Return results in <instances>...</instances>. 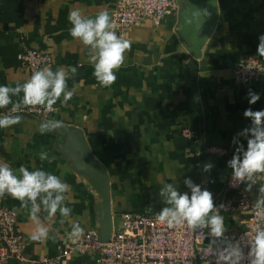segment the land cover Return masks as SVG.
<instances>
[{
    "label": "crops",
    "instance_id": "obj_1",
    "mask_svg": "<svg viewBox=\"0 0 264 264\" xmlns=\"http://www.w3.org/2000/svg\"><path fill=\"white\" fill-rule=\"evenodd\" d=\"M176 1L181 9L183 1ZM216 4L218 21L199 59L179 37L176 17L159 26L146 21L117 34L129 39L131 47L115 70V82L104 86L93 74L94 51L69 33L68 13L74 8L85 17L112 13L115 0H0V85L14 88L29 80L17 54L33 48L51 55L47 68L53 73L64 69L65 90L73 93L66 102L63 93L54 99V111L46 121L19 116V123L0 128V162L17 178L23 166L69 185L55 213L42 203L46 193L38 195L36 220L30 219L31 201L21 202L7 193L0 196L1 204L17 214V233L25 239L28 258L55 256L68 243L74 226L87 231L97 224V197L56 151L49 127L41 131L47 122L83 131L94 157L108 171L113 221L123 212L156 216L172 207L162 189L171 184L178 193L190 195L186 179L209 191L213 205L222 199L224 183L233 172L230 161L246 151L252 138L246 130L255 127L243 113L248 108L264 110V54L258 51L259 37L264 35V0H216ZM245 54L256 56L263 72L248 85H234L232 68ZM71 67L77 69L74 74ZM249 91L260 96L251 105ZM9 96L0 116L11 106L26 105L22 91ZM183 129L192 131L195 140L182 137ZM206 164L212 165L208 171L203 170ZM258 186L264 190V172ZM246 191L252 195L249 183ZM56 195L53 192L52 198ZM257 196L262 199V193ZM251 200L258 205L259 200ZM60 207L70 209L68 215ZM220 216L224 231L243 229V215L238 212ZM37 227L47 228V235L33 241L30 236ZM71 264L93 262L76 256Z\"/></svg>",
    "mask_w": 264,
    "mask_h": 264
},
{
    "label": "built area",
    "instance_id": "obj_2",
    "mask_svg": "<svg viewBox=\"0 0 264 264\" xmlns=\"http://www.w3.org/2000/svg\"><path fill=\"white\" fill-rule=\"evenodd\" d=\"M177 12L176 0H115L111 13L115 25L113 31L122 34L146 21L159 26L166 18L176 17ZM17 60L29 79L34 72L52 64L48 52L33 48L20 51ZM262 72L258 58L245 54L232 68V82L234 85H248ZM13 107L6 109L2 116L34 117L46 121L54 111V107L49 108L47 104L18 106L16 111L12 110ZM261 127L264 128V122ZM181 135L195 140L189 129H183ZM210 151L222 152L218 148ZM259 180L260 173H253L251 179L236 180L232 172L224 183L222 199L214 205L213 212L217 215L235 212L243 215L241 231L226 230L215 237L209 227L190 229L186 224L168 227L156 219L158 215L123 212L117 221H113L112 234L106 243L97 240L93 228L79 235H74L73 230L68 243L57 255L37 260L25 254V239L17 233L16 212L4 207L0 201V264L10 261L18 264H71L76 256H87L93 264H231L226 257L234 246H239L241 251L238 264H251L255 235L252 230L257 224L264 228V209L252 202L246 183L253 188L259 185ZM210 238H217L221 243H206Z\"/></svg>",
    "mask_w": 264,
    "mask_h": 264
},
{
    "label": "clouds",
    "instance_id": "obj_3",
    "mask_svg": "<svg viewBox=\"0 0 264 264\" xmlns=\"http://www.w3.org/2000/svg\"><path fill=\"white\" fill-rule=\"evenodd\" d=\"M68 20L72 25L69 30L71 37L79 39L94 51L90 62L93 63V74L97 81L104 86L113 84L116 80L115 70L123 64L124 53L131 47V41L123 35L117 36L113 31L115 25L107 11H101L96 14L94 19H90L86 18L80 9L74 8L68 13ZM258 51L264 54V35L259 37ZM76 70V67L70 68L73 74ZM65 81L66 73L63 68L53 73L46 67L34 72L22 86L10 88L7 85H0V107L10 103L9 93L17 94L21 91L24 93V104L26 105H40L47 101L50 108L54 99L62 93L66 102L71 99L73 93L65 90ZM247 95L250 105L260 99L259 94L252 91H249ZM17 107L14 105L12 110L16 111ZM243 115L249 118L255 127L246 130L251 132L252 138L247 141V149L243 152V157L234 155L230 161V167L236 180L251 179L253 173L264 172V128L261 127L264 122V110L252 111L251 108H248ZM19 122V116H0V128L9 127ZM47 128V124L41 125V131ZM44 158L41 155V159ZM211 167V164H206L203 170L208 171ZM19 172L20 178H17L6 163L0 162V196L7 193L21 202H24L25 199L31 201L30 219L36 220L35 213L39 211V207L35 203L36 198L41 193H46L42 203L48 207L50 213H55L60 202L64 199L61 194L69 190V185L62 183L57 176L44 171H29L22 166ZM185 184L191 190L190 195L178 193L171 184L164 186L162 194L167 193L168 203L172 207L163 208L156 219L168 227L182 224H186L190 229L209 227L213 236H221L224 232V218L213 212L212 194L207 190H201L198 185H193L191 180L186 179ZM53 192L57 193L54 199L52 198ZM257 203L258 206L264 205V199ZM60 212L63 215H68L70 209L60 207ZM210 212L213 214L209 215ZM47 231L48 229L45 227H37L30 239L33 241L42 240L46 237ZM252 231L255 235L252 238L251 255L254 259L251 264H264V228L257 224ZM82 232L83 229L74 226V235H79ZM226 259H230L231 264H238L241 259L239 246L232 247Z\"/></svg>",
    "mask_w": 264,
    "mask_h": 264
},
{
    "label": "water",
    "instance_id": "obj_4",
    "mask_svg": "<svg viewBox=\"0 0 264 264\" xmlns=\"http://www.w3.org/2000/svg\"><path fill=\"white\" fill-rule=\"evenodd\" d=\"M183 7L176 15L179 26L178 35L191 56L199 59L201 49L211 37L218 21L216 0H181ZM177 2V1H176ZM178 4V3H177ZM109 13L112 21L111 13ZM96 14L86 18L94 19ZM196 100V99H195ZM52 136L56 138L54 148L61 153L70 170L80 177L96 195V237L100 243H106L113 230L111 213L110 178L105 165L94 157L83 131L74 126L47 122ZM264 190L258 185L253 187L251 198L261 200L257 194ZM264 209V205L259 206ZM206 243H221L217 238H210Z\"/></svg>",
    "mask_w": 264,
    "mask_h": 264
},
{
    "label": "trees",
    "instance_id": "obj_5",
    "mask_svg": "<svg viewBox=\"0 0 264 264\" xmlns=\"http://www.w3.org/2000/svg\"><path fill=\"white\" fill-rule=\"evenodd\" d=\"M9 263H10V264H18V263H16L15 261H10ZM9 263H7V264H9Z\"/></svg>",
    "mask_w": 264,
    "mask_h": 264
}]
</instances>
